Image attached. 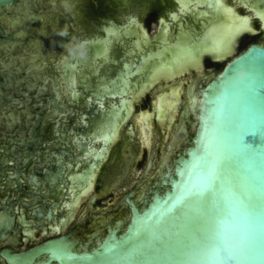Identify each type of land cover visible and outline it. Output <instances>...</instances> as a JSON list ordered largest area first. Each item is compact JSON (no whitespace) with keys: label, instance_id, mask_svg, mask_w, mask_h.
I'll use <instances>...</instances> for the list:
<instances>
[{"label":"water","instance_id":"water-1","mask_svg":"<svg viewBox=\"0 0 264 264\" xmlns=\"http://www.w3.org/2000/svg\"><path fill=\"white\" fill-rule=\"evenodd\" d=\"M249 173L262 249L264 0H0V264H185L217 221L244 243Z\"/></svg>","mask_w":264,"mask_h":264},{"label":"snow or ice","instance_id":"snow-or-ice-1","mask_svg":"<svg viewBox=\"0 0 264 264\" xmlns=\"http://www.w3.org/2000/svg\"><path fill=\"white\" fill-rule=\"evenodd\" d=\"M246 27L242 25L241 29ZM222 179V177H221ZM214 185L211 180L199 191L193 192V199L201 204L212 198ZM255 177L249 173L246 185L237 188L232 196L234 207L242 212L247 220L248 238L244 243H232L223 239L228 231L222 223L217 221L207 229L198 243L187 245L178 250L179 256L185 264L187 262H208V264H219L223 261L255 260L258 255L264 257V248L257 249L254 238L256 228V200ZM215 219V215L213 217Z\"/></svg>","mask_w":264,"mask_h":264},{"label":"clouds","instance_id":"clouds-1","mask_svg":"<svg viewBox=\"0 0 264 264\" xmlns=\"http://www.w3.org/2000/svg\"><path fill=\"white\" fill-rule=\"evenodd\" d=\"M66 33L61 32L60 35H65ZM68 55L72 58L85 59L86 51L84 50V46L82 44H78L76 46H68Z\"/></svg>","mask_w":264,"mask_h":264}]
</instances>
